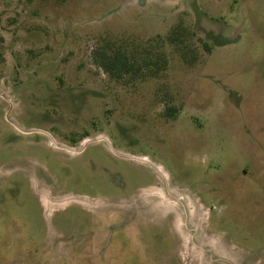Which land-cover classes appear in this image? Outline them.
<instances>
[{
    "label": "rangeland",
    "instance_id": "obj_1",
    "mask_svg": "<svg viewBox=\"0 0 264 264\" xmlns=\"http://www.w3.org/2000/svg\"><path fill=\"white\" fill-rule=\"evenodd\" d=\"M0 264H264V0H0Z\"/></svg>",
    "mask_w": 264,
    "mask_h": 264
},
{
    "label": "trees",
    "instance_id": "obj_2",
    "mask_svg": "<svg viewBox=\"0 0 264 264\" xmlns=\"http://www.w3.org/2000/svg\"><path fill=\"white\" fill-rule=\"evenodd\" d=\"M103 67L109 72H114V70H116V73L128 72L131 68L125 58L112 55L104 57Z\"/></svg>",
    "mask_w": 264,
    "mask_h": 264
}]
</instances>
